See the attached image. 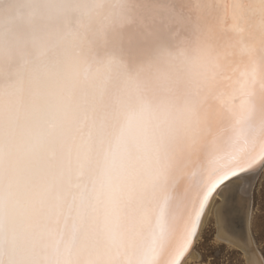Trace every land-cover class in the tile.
Instances as JSON below:
<instances>
[{"label":"snow or ice","instance_id":"6c2138e0","mask_svg":"<svg viewBox=\"0 0 264 264\" xmlns=\"http://www.w3.org/2000/svg\"><path fill=\"white\" fill-rule=\"evenodd\" d=\"M264 200V0L0 5V264H191Z\"/></svg>","mask_w":264,"mask_h":264},{"label":"rangeland","instance_id":"374dc122","mask_svg":"<svg viewBox=\"0 0 264 264\" xmlns=\"http://www.w3.org/2000/svg\"><path fill=\"white\" fill-rule=\"evenodd\" d=\"M253 199L254 201L250 203L252 215H249L248 233L254 250L264 264V200L261 198L259 187H257ZM208 223L211 237L210 254L216 264H247L246 254L239 246L234 243L230 244V242L221 241L218 235L216 236L218 234L216 220H210ZM208 259L209 256L205 254L204 256L194 258L191 264H207Z\"/></svg>","mask_w":264,"mask_h":264},{"label":"bare ground","instance_id":"6f19581e","mask_svg":"<svg viewBox=\"0 0 264 264\" xmlns=\"http://www.w3.org/2000/svg\"><path fill=\"white\" fill-rule=\"evenodd\" d=\"M249 215V210H241L237 214L216 221L218 229L216 236L218 235L221 241L230 242V244L234 243L239 246L246 254L247 264H263L252 246L253 244L248 233Z\"/></svg>","mask_w":264,"mask_h":264},{"label":"clouds","instance_id":"9594fccd","mask_svg":"<svg viewBox=\"0 0 264 264\" xmlns=\"http://www.w3.org/2000/svg\"><path fill=\"white\" fill-rule=\"evenodd\" d=\"M133 3H140V2H144V0H132ZM4 3H6V0H0V5H3Z\"/></svg>","mask_w":264,"mask_h":264}]
</instances>
